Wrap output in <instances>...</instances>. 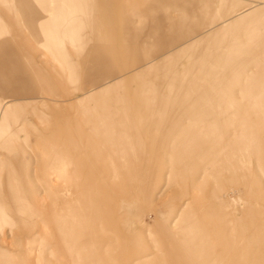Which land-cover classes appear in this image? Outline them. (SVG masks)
Returning a JSON list of instances; mask_svg holds the SVG:
<instances>
[{
	"label": "rangeland",
	"instance_id": "obj_1",
	"mask_svg": "<svg viewBox=\"0 0 264 264\" xmlns=\"http://www.w3.org/2000/svg\"><path fill=\"white\" fill-rule=\"evenodd\" d=\"M163 3L109 71L0 0V264H264V0Z\"/></svg>",
	"mask_w": 264,
	"mask_h": 264
},
{
	"label": "crops",
	"instance_id": "obj_2",
	"mask_svg": "<svg viewBox=\"0 0 264 264\" xmlns=\"http://www.w3.org/2000/svg\"><path fill=\"white\" fill-rule=\"evenodd\" d=\"M15 1L17 3L16 6H18L17 10L19 11V13L17 12V15L21 18V22L23 23L24 28L30 31L33 37H43V44L45 45V47L57 46L58 44L63 42H68L76 49L82 47L84 24L82 23L83 19L79 17L80 15H94V17H96L94 20L99 23L94 28L93 35L95 38V42L98 38H100L102 44L101 46H99V48H92L90 50L89 56L90 58H92L91 55L94 56V60H96L98 64L102 65L100 66L101 70H138L139 68L137 67H128L127 65L138 64L141 60V54H155L152 51L145 52L137 49L146 45L144 41L139 39L141 38L139 37V35L142 33H146L149 36L154 37L156 33L161 34L163 30H165L167 33H170V22H179V19H170L169 17L160 19L159 17H155V15H164V10L160 8L163 7L164 0ZM118 1H125L129 3L126 5H134L135 9L133 13H127L123 12V10L113 8L117 5L116 3ZM74 6L79 7L76 8ZM160 9L161 13L159 12ZM77 14L78 17H76ZM47 15L49 17H47ZM5 23L6 22H3L0 19V37L3 36V31L5 30H9L11 32V27L6 25ZM11 26L12 29L15 30L19 28L20 32L22 33V28L18 24L15 23ZM72 39H74V42ZM116 44H119V50H117V46H114ZM0 46L3 47L1 43ZM3 53L4 52L2 51V49H0L1 59L4 58ZM127 56H129L130 58L128 60L122 61V57ZM105 64H119L121 66L108 67L105 66ZM17 75H20L19 79L22 80L30 77V73L26 72H20L19 74H16V76ZM16 78H18V76ZM25 81V85L29 87L34 86L29 84L28 80ZM30 83H32V81ZM8 89H10V87H8ZM2 90L3 88L0 87V91ZM24 91V89H17L14 92L10 91L8 95H5L6 97L3 100L4 102H6V100L13 97L17 93H25ZM31 91L33 92V94L39 92V90H37L36 88H31ZM50 91H52V88L50 89ZM53 92L54 91H52L51 93ZM0 104L1 117L3 112L5 111V106L7 104H4L2 100L0 101Z\"/></svg>",
	"mask_w": 264,
	"mask_h": 264
},
{
	"label": "bare ground",
	"instance_id": "obj_3",
	"mask_svg": "<svg viewBox=\"0 0 264 264\" xmlns=\"http://www.w3.org/2000/svg\"><path fill=\"white\" fill-rule=\"evenodd\" d=\"M4 29V28H3ZM6 29V28H5ZM9 31V30H8ZM10 32V31H9ZM73 32V31H72ZM72 32H71V34H72ZM70 34V33H69ZM74 35V34H73ZM73 38V37H72ZM75 38V37H74ZM73 40V42H74V39H72ZM75 40H77V39H75ZM256 102V101H255ZM253 139V138H252ZM251 139V140H252ZM254 140V139H253ZM247 143H249V142H247ZM248 145H251V144H248ZM254 146V145H253ZM263 146V145H262ZM228 149V148H227ZM252 150V149H251ZM255 152V151H254ZM236 153V152H235ZM249 157V156H248ZM240 159V158H239ZM241 160V159H240ZM240 160H239V162L238 163H240ZM244 160H245V157H244ZM244 162H246V161H244ZM264 166V165H263ZM232 167V166H231ZM225 171V170H224ZM168 175V174H167ZM261 175V174H260ZM232 252V251H231Z\"/></svg>",
	"mask_w": 264,
	"mask_h": 264
}]
</instances>
